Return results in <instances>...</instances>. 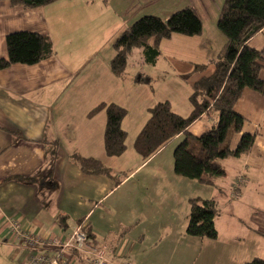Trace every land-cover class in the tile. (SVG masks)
Here are the masks:
<instances>
[{
  "label": "crops",
  "instance_id": "0c3cea01",
  "mask_svg": "<svg viewBox=\"0 0 264 264\" xmlns=\"http://www.w3.org/2000/svg\"><path fill=\"white\" fill-rule=\"evenodd\" d=\"M224 1L58 0L43 7L23 9L0 0V59L9 58L6 37L11 33L30 31L48 35L53 43L50 58L36 65L15 64L0 70V264H26L30 254L36 252L12 235L11 220L18 221L23 231L50 242L66 240L80 227L82 220L83 226L90 229L91 239L108 249L109 264H121L125 260L140 264L137 245L127 239V233L134 225L121 215L117 216L112 207L119 205L120 208L128 199L125 193L111 198L150 167V172L145 176L157 178L160 191L154 187L151 193L149 189L147 197L144 192L132 191V200L137 199V204L142 206L145 203L152 206L160 202L171 203L175 199V194L168 192L177 178L173 177L174 169L170 171L166 168L164 157L156 161L164 149L144 160L136 152L134 142L149 119L148 110L158 103L169 102L173 112L183 117L192 112L189 97L194 85L215 73L214 63L227 44L217 26ZM186 8H193L201 19L200 35L174 34L170 39L160 41L158 55L154 52L155 40L151 39L148 44L150 49L145 51L138 48L139 55L135 53V62L144 67L142 71L135 70L136 67H132L134 61L130 62L128 58L124 73L120 76L113 74L110 65L116 53L113 44L125 30L144 16L163 17L166 20L173 13ZM248 45L264 51V29L250 39ZM261 65L260 79L264 81V58ZM132 68L133 71H130ZM155 76L163 82H174L175 87L168 88L173 93H165L158 99L155 98L156 94L143 89V95L132 104V107L146 112L148 117L142 116L137 123L130 125L131 129L136 130L133 137L122 123L129 138V151H126L136 165L126 168L124 164L120 165L124 154L120 157L106 154L104 135L107 117L102 119L97 116L98 113L92 116L90 113L101 104H116L130 113L132 107L129 108L123 101L124 95L130 92V88H137L136 84L150 85ZM140 78L146 82H139ZM181 95L183 114L176 108V100ZM74 98H83V103L77 100L72 102ZM149 100L151 102H146ZM74 105L75 112L87 113V119L96 116V122L77 123L71 115ZM235 111L245 119L242 133L254 134L255 143L248 154L221 161L225 173L224 162L237 168L226 186L227 190H223L226 189L225 181H219V193L227 192L232 197L228 201L230 204L231 200H240L248 186L263 179L261 163H264V156L260 150H256L261 147L264 150V96L246 89L236 103ZM218 119V113L204 114L188 128V132L200 136L214 128ZM63 130L64 139L61 136ZM240 136L238 134L231 149L237 147ZM182 138H185V134H180L171 143L179 139L181 142ZM49 143H57L58 146L54 174L56 190L50 192L47 187L38 184L13 180L15 177L35 176L47 168ZM255 152L261 154L254 155ZM73 154L99 160L111 170L112 176L87 175L73 162ZM154 162L156 164L153 165ZM171 162L174 165V159L171 158ZM225 177L226 174L222 178ZM238 177L242 181L237 185ZM216 179L220 178L213 179V184L208 186H214ZM187 191L177 193V203L183 200L188 201L189 205L190 199L204 198L189 196ZM205 199L217 202L215 198ZM217 205L219 210V202ZM179 231L182 234V223ZM157 232L159 237L165 238L175 235L174 229L167 225L158 226L153 234L157 236ZM259 233L264 236L263 231ZM36 250L54 253L56 249L43 247ZM67 255L75 264H85L72 253ZM150 260L151 263L146 258L142 259L141 264L169 263L159 254L152 255Z\"/></svg>",
  "mask_w": 264,
  "mask_h": 264
},
{
  "label": "trees",
  "instance_id": "16d2710c",
  "mask_svg": "<svg viewBox=\"0 0 264 264\" xmlns=\"http://www.w3.org/2000/svg\"><path fill=\"white\" fill-rule=\"evenodd\" d=\"M4 1H8L13 7L33 9L58 0ZM217 26L225 36L227 44L214 63L215 73L194 85L189 97L192 106L190 115L180 116L173 112L169 102H160L148 110L149 119L134 142L136 152L144 160H148L177 136L185 134V138L177 145L173 153L174 173L206 185H212L213 179L225 176L221 161L248 154L255 143L254 134L242 133L245 119L235 111V105L246 89L264 96V81L260 79L264 51H258L248 45L249 40L264 29V0H225ZM201 32L202 22L193 8L175 12L166 20L156 16H144L115 40L113 48L116 53L110 64L111 70L117 76L122 75L131 52L138 48H144L145 51L150 49L148 44L151 39L155 40L154 52L158 55L160 41L170 39L174 34L197 36ZM6 45L9 58L0 59V70L15 64L36 65L53 55V43L50 36L30 31L9 34L6 37ZM139 82H146V80L140 78ZM101 110L106 111L107 117L104 135L106 154L109 157H120L127 150L128 134L122 128L127 110L116 104H101L90 113V116ZM210 112L218 113L217 125L200 136L190 134L188 128L204 114ZM231 130L241 134L235 149H231L227 144ZM57 151V143H49L47 168L35 176L15 177L13 180L24 184H38L40 187H47L50 192L55 191ZM72 160L87 175L112 176L111 170L99 160L78 154H73ZM217 213L218 205L214 199L200 197L190 199L186 233L193 237L216 239L218 237L215 226ZM83 225L81 220L80 227L91 237L90 229ZM36 249L39 248H34L38 252ZM57 251L56 249L54 253L48 254L54 255ZM69 253L83 261L80 255ZM127 261L129 260L124 262ZM245 264H264V259L254 258Z\"/></svg>",
  "mask_w": 264,
  "mask_h": 264
},
{
  "label": "rangeland",
  "instance_id": "374dc122",
  "mask_svg": "<svg viewBox=\"0 0 264 264\" xmlns=\"http://www.w3.org/2000/svg\"><path fill=\"white\" fill-rule=\"evenodd\" d=\"M139 9L140 8L137 10ZM159 18L163 19V17ZM135 53L139 55L137 49H135L133 52L134 55L132 54V56H129V61H134V66L132 67H136L135 70L140 72L144 67L140 65L138 61L135 62L137 58ZM130 71H133V68ZM136 86L137 88H130V92H127L123 97V101H125V104H128L129 108H131L132 104L138 100L139 96L143 95V91H145L143 89H146L149 91L148 93H151L152 95L156 94L155 98L158 99L159 96H162L165 93L168 95L173 93V91H169L168 88L175 87V83L170 81L163 82L161 78L155 76L150 85L141 83L136 84ZM178 98L179 100H176L178 104L176 108L183 114V96L181 95V97ZM73 100L83 103V98L71 99L72 102H74ZM146 102L151 101L149 100ZM73 109L74 112H72L71 115L77 123L85 121H91L94 123L96 122V116L94 118L88 117V120L86 116L87 113L84 114L80 111L75 112V105ZM97 116L100 118L102 117L103 119V117H106V111H99ZM144 116L148 117L147 113L141 112V110L136 107H132L130 113L127 112V115L123 120L125 122L122 123L125 125L124 128L129 131L130 137H133L136 132V130L130 128V125L137 123V120H140L141 117L144 118ZM198 128L200 129V126ZM63 132L65 131H62L61 136L64 139L66 136H63ZM236 138H238V134L231 130L227 139V144L234 147ZM128 141L129 138L127 143ZM179 142L180 139L178 142L170 143L168 146L164 147L162 156L156 160L160 161V159L164 157L166 161V168L170 171H173L174 169L171 158L173 160V153ZM258 150H260L264 156L263 147L258 148L256 151ZM127 151L123 156L125 157L123 160L124 162L120 160V165L124 164L126 168L136 166L134 165L135 162L132 161L133 159L131 154H128L129 152ZM261 152H255L254 155L261 154ZM134 155L137 154L135 153ZM169 159L170 165H168ZM126 162L129 163L126 164ZM154 164H156V162H154L153 165ZM223 164L226 169V177L216 179L214 186L204 185L195 180H189L177 176L176 174L174 176L173 174V177L177 178H175L174 184L168 188V192L170 194H175V199L171 203L160 202L152 206H149L148 203H145L144 206H142L140 203L137 204V199L134 201L132 200V195L130 196V192L132 191L133 193L134 191L136 193L144 192L145 197H147V192L149 189L151 193L154 192V187L160 191V187L157 188V178L151 177L153 175H150V177L145 176L148 175L147 172H150V167L144 170L141 175L129 182L124 188H121V190H119L115 196L111 198L114 199L118 195L120 197V194L122 195V193H125L126 200L128 199V202L130 203L128 204V202H126L125 204H121L120 208L119 205L112 207L114 209L113 212H115L117 216L121 215L123 218H125V220H130L132 222L130 224L134 225V227L131 228V232L127 233V239L130 241L132 240V242L137 245L136 252L139 254L140 264L142 262L141 260L145 258L151 263L150 259L154 254L161 255L163 260H169V263L167 262L166 264H245L254 258L264 259V236L259 233L261 231L264 232V163H261V171L263 174V179L261 182H255L252 186H248V189L246 193L243 194V197L240 200H231L230 202L232 204L228 203L232 197L230 196V198L227 192L225 193L224 191V193L220 195L219 184L220 182L225 181L223 183L225 184L224 188H226L231 178L234 177L237 168L230 166L228 163L227 166L225 162ZM120 174H117V176ZM178 178L182 181H180ZM238 179L239 177L237 180ZM133 187L136 189L133 190ZM184 190H188L186 193L189 196L215 198L217 202H219L220 208L215 218V226L218 231V237L216 239L193 237L186 233L189 219L188 201L186 203L183 200H178L177 203V193L183 194ZM223 190H227V188ZM118 201L120 202V199H118ZM233 201H235V203ZM113 203L117 204L115 201H113ZM167 215H169V219ZM181 223L183 224L182 234L179 231V226ZM162 225H167L173 228L175 235L166 238L159 237L158 232L157 236L156 234L154 235L153 231L157 230V227ZM82 258L83 257H81V259Z\"/></svg>",
  "mask_w": 264,
  "mask_h": 264
},
{
  "label": "built area",
  "instance_id": "2783aa9c",
  "mask_svg": "<svg viewBox=\"0 0 264 264\" xmlns=\"http://www.w3.org/2000/svg\"><path fill=\"white\" fill-rule=\"evenodd\" d=\"M238 179L236 184L241 183ZM12 235L17 237L28 248H56L58 251L54 255L47 253L39 254L35 252L30 254L26 264H75V261L69 259L68 253L73 252L83 257L85 264H109L107 258L108 249L106 247L95 244L93 239L89 237L82 227L77 229L64 241H44L40 237L32 235L22 230L19 222L10 221ZM76 256V255H75ZM77 259V256H76ZM123 264H134L132 262H124Z\"/></svg>",
  "mask_w": 264,
  "mask_h": 264
}]
</instances>
